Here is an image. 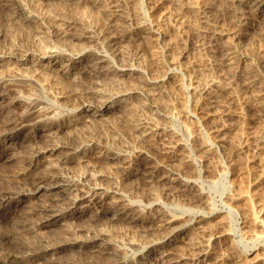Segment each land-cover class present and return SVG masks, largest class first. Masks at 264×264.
<instances>
[{"label": "rangeland", "instance_id": "374dc122", "mask_svg": "<svg viewBox=\"0 0 264 264\" xmlns=\"http://www.w3.org/2000/svg\"><path fill=\"white\" fill-rule=\"evenodd\" d=\"M26 1H28L30 4L32 3L31 7L32 6L34 7L35 5H37V7L36 6L34 8L32 7L35 11L38 10V13H39V16L37 15V19H35L36 21H34V22L25 20V18L23 16L26 14V12L30 8V4L27 2L28 4L26 5ZM76 1L77 0H31V2H30V0H18V1L10 0V1H8L9 2V5H8L7 1L0 0V23H1L0 24V55H1L0 56L1 57L0 58V93H2V95L4 97H7V98L12 97L13 94L14 95L18 94L20 96L24 95V96H26V98L24 96H23V98L26 100L28 99L29 100V101L27 100L28 102H32L35 99L34 101H36L37 103H39L43 106L45 105L46 107L48 106V108L53 109V112L58 117L55 120L56 121L55 122V125H56L55 128L54 129L52 128L48 131H47V129H45L43 127L42 124L41 125L40 124L34 125V128H35V126L36 127L39 126V127H41V129L39 127L32 129L33 128V126H32V127H30L31 130L29 128L28 129L23 128L21 130H18L17 131L18 133L17 132L15 133L16 136H13L10 140V143H12V144H10V145L5 144L3 146V150L0 151V173L1 172L4 174L6 173V176L4 174H0V179L2 178L0 180V184L2 185V186L0 185L1 186L0 187L1 188L0 189V198L1 197L6 198V201H4V202L0 200V204L2 205V206H0V214H1L0 215V222L2 223V224L0 223V225H2V226H0L1 227L0 228V243L6 244V245H4L7 248L5 250V252L10 253L12 256H14L16 258L19 257L18 259L13 260L9 264H11V263L12 264H28L27 262L23 261L24 262L23 263L22 261L19 260V259H21L20 258L21 256H19V255L20 254L22 255V251H25L26 249L32 250L34 253H36V256H37L43 252L42 249H44V247H45L44 245H46V246L51 245L52 247H54L57 243L60 244L61 242H64L67 238L72 237V235H73L72 238L78 237L79 239H85L87 237H94V236H96L97 233L99 234L101 232H102L101 234H104L105 237H107L106 239L108 242L113 243V245L116 243L114 246L117 248L120 247L119 251L122 253V254L120 253V255H121L120 259L122 262L121 264H123V262H124V264H128V263H130V264H141L140 263L141 261L139 262V258H140L139 256L141 255L142 252L144 253V251H145L144 248L141 249V245L144 243V241L146 239H147L146 241L150 240L153 236H155V237H153V240H156L157 237L159 238L162 236V235H160L162 232L164 234V233L170 231L169 230L170 228H160V229L154 228L153 224L151 225V223H147V222L146 223L140 222L141 224L139 222L138 223H129L126 220L123 221V220H118V219H117L118 220V222H117V220L114 221L111 218H103L101 220H95V222H93V220L90 217V213H91L92 209L88 208V207H86V208L81 207L82 210H80L81 208H79L78 211L75 212V214L73 216H70V218L68 217L69 219L65 218L67 222L64 219L63 222L61 221L59 223L52 224L53 226L52 225L46 226L45 228L44 227H37L36 223H38V221L40 219L39 218L40 214L36 211L37 204L44 201L46 199V197L39 196L38 198L34 197V198H30L29 200H25L24 197L18 195L17 193L26 194V193L30 192L32 190L35 182H36V180H35L36 176L37 177L42 176L41 174L45 173V171H50L51 169L53 171V172L51 171V174H53L54 176H56L60 180L63 179L62 181H64L65 184L69 183L68 185L70 187H81L84 190H89L94 185H97V186L100 185V187L104 186L103 188L107 187L108 189L113 190V191L122 190V191H119V193L125 196V197L123 196L124 199L126 198L125 201L129 202V199H130L129 203L134 202V203H132V205L134 204L133 206H135V208L137 207L138 210H140V209H144V210L148 209L149 210L151 208L152 209H159V208L162 209L163 208L162 210L163 211L165 210L166 213L168 214V216H175V218H178L177 221L174 223L176 225V227H179L180 223L182 225L185 220H191L188 228L186 227V229H183L181 231L176 232V234L179 235V237H178L179 242L177 241L175 244H178V246L173 244L172 246H174V247L171 246L170 248H173V249H171V252L174 251L173 252L174 254H175L176 250L180 251L181 253H179V252L178 253L180 255L184 254L183 255L184 258L187 257L188 255H189V257L193 258L194 255L196 253H198L197 251L200 250L203 246H204L203 248H207L208 249L207 254L209 256L206 254V259L200 260V262L193 261V264L194 263L195 264H201V263L205 264V262H206V264L207 263L212 264V261L217 262L219 264H227V263L228 264H236V263L239 264L241 262H242L241 264H252L253 262H254L253 264H264V215L260 211L261 208H263V211H264V146H263L264 143L262 145L263 147H261V145H260V148L262 150L259 147L257 148L255 146V140L264 139V109H263V112L261 111L259 113L255 109L257 107L256 105L258 104L259 100L261 101V99H260L261 97H259V96H261V94L264 93V10H263V12L262 11H254V10H252L250 12L249 10H247L246 7L240 6L237 0H223V2H222V0H211V1L210 0L209 1H206V0L205 1L204 0H177V1L176 0H133V1L132 0H100L99 1L100 4L102 3L101 7H102V5H104L105 7L104 6L103 7L105 9H103V7L97 8V7L91 6L88 3H86V4H83V2L78 3ZM73 2H75V3H73ZM110 2H112V3L114 2V3L110 4ZM233 2H234V4H233ZM33 3H34V5H33ZM54 3H55V5H54ZM105 3H107V4H105ZM231 3L233 5H231ZM80 4H83V6ZM208 4L210 5L209 7H208ZM113 5H114L115 9L113 8ZM117 5H118V7H117ZM137 5H138V7H137ZM220 5H221V7H220ZM26 6L28 7V9L26 8ZM55 6H57V7H55ZM131 6H133V7H131ZM135 6L138 9H136ZM32 8H30L31 11L29 10L30 12L28 11L27 13L30 14L32 12ZM44 8L47 10L45 11ZM59 9H60V12H59ZM82 9H83V11L85 10L84 13L85 12H87V13H85V14L82 13L83 12ZM111 9L112 10L114 9L113 10L114 12ZM253 9H255V8H253ZM48 10H49V12H48ZM105 10L106 11L108 10V11L106 12ZM109 10H110V13H109ZM55 11L59 12V13L57 15H55L56 14ZM103 11H104V14H103ZM64 12L67 14V16L65 15ZM70 12H71V14H70ZM76 12L77 13L80 12V15L82 18H84V16H82V14H84L85 18H86V22H88V24H90L89 21L93 23L95 21V19H96L95 17L97 15H98L97 16L98 21L94 22L95 26L93 24H90V26H92V28H90V26H88L87 23H84L85 21H81V20H84L85 18L84 19H81V17L78 18L79 14H74ZM119 12H122V13H120L122 16L119 14ZM123 12L126 13V15H124V17H123V14H124ZM23 13H25V14H23ZM42 13H43V16L41 17ZM45 13H46V15H44ZM60 13L62 14L61 16H59ZM92 13H94V15H96V16L94 17V15H92ZM68 14H69V16H68ZM89 14H90V17H92L93 21H92V19L89 18ZM63 15H65V16L63 17ZM74 15H76V16H74ZM73 16L77 19H75ZM125 16H127L128 18L126 19ZM39 17H41V18H39ZM113 17H115V18L117 17V20L120 18L121 19L118 20L116 23L115 22L116 20ZM63 18H67V20L63 19ZM40 19L42 20V22H40L41 21ZM79 19H80V21H79ZM87 19L88 20L90 19V20L87 21ZM138 20H140V21H138ZM101 21H102V24H101ZM35 22H37V24ZM81 22H83V24H81ZM103 22H105V23H103ZM118 22H119V24H118ZM45 23H47V24H45ZM76 23H77V25H76ZM120 23L121 24L124 23L123 25H126L125 26L126 28L123 25H121ZM73 24H75V25H73ZM140 24H141V26H140ZM143 24H145V26ZM209 24H210V26H209ZM69 25H70V27H69ZM82 25H83V27H82ZM117 25H118V27H116ZM132 25L133 26L135 25L138 28H136V30H135L134 29L135 26L133 27ZM74 26L75 27L78 26L77 29H75ZM100 26L102 27L103 30L101 29ZM84 27L88 28L89 30L84 28ZM122 27L125 29V31ZM128 27L129 28L131 27L132 30L130 28V31H129ZM209 27L210 28L213 27L215 30H218L221 35H219V37H217L216 39H210V36H209L210 34H209V29H208ZM71 28H72V30H71ZM115 28H116V30H115ZM149 28L150 29L157 28L160 37L150 33ZM81 29H83L85 31H83ZM118 29H120V30H118ZM65 30H67V31H65ZM73 30H76V31L78 30L80 33L77 31L78 32V34H77V32H75ZM137 30H138V32L136 33ZM71 31H73V32H71ZM86 31H87V34H90L91 38L93 36L92 39L90 38L92 41L90 39L86 40L85 38L84 39L80 38L79 39L80 42H79L76 37L73 39V37L75 35H81L83 33L86 34ZM54 32H55V34H54ZM102 32H103V34H102ZM221 32H223V34ZM73 33H75V34H73ZM116 33L118 35H116ZM129 33H131V34L129 35ZM143 33H145V35ZM119 34H120V36H119ZM70 35L73 37H71ZM104 35H106V36H104ZM107 36H108V38H106ZM100 37L102 38V41H101ZM104 37L107 39V41H105ZM156 37H157V39H156ZM24 39H26V40H24ZM72 39H73V41H72ZM82 39H83V41H82ZM103 39H104V42H103ZM58 41L59 42L62 41L63 46L61 45V42L59 43ZM70 41L75 42L74 45H76L75 47L77 49H78L79 43L81 44L80 46L87 44V46L90 49H92V51L95 50L93 52L100 53V54L105 56V59L110 58L111 60L109 59L110 61H108V59H107V61L105 60L104 61L105 63L103 62L102 64L96 63V60L94 59L93 55H90L91 57L88 56L86 58V61H85V59H82L79 62H77L78 64H76V63L72 64L71 65L72 68H70L68 73H66V74H61V73L59 74L58 72L57 73H51V74H49V76H50L49 79L47 78V80H45L46 77H48V75H47L46 77H44V79H42V80L40 79L41 81L39 79H38L39 81L35 80L33 77H31L30 75L32 72L30 69L27 68L28 65L26 66L25 62H22V60H20L22 57H24V55H27V54L30 55L31 58H35V56H38L41 51L42 52L48 51L49 47H50L49 51H51L52 54L54 53L55 55L62 54L63 51L65 53H70L69 52L71 50L70 46L72 45L74 47L73 43L72 42L70 43ZM94 41H96V42H94ZM101 43H103V44H101ZM57 44H59V46ZM43 45L45 46L44 47L45 49L47 48L46 50L43 48ZM37 46H38V49H37ZM73 47H72V50H73ZM75 47H74V49H76ZM225 47L227 49H225ZM223 48L225 49V51ZM220 49H222L223 51ZM227 50H228V52H232L233 55L235 54L234 55V58H235L234 61L237 59L239 60V61L237 60V62L233 61L232 64H234V66L230 67V69H228L229 67H224V66H226L225 65L226 64L225 58H226ZM59 51H61V53ZM224 52H225V54H224ZM20 55H21V57H20ZM235 56H237V57H235ZM87 59H88L89 63H88ZM48 60H50V58L45 59L44 62H47ZM93 62H95V63H93ZM81 63H84V65L86 67ZM81 65H83V67ZM99 65H101V66H99ZM92 66H93V68H92ZM128 66L130 68H128ZM25 67L27 70L24 69ZM109 67H110V69L113 68V70H110ZM234 67H235V69H234ZM84 68L85 69L87 68V69L85 70ZM88 68H90V70ZM121 68H126V69L127 68L128 69H135L136 68L135 70L140 69L141 72H139L140 71L139 70V71H137L138 75L136 73H132V74H127V75L125 74L126 75L125 76L124 74L121 75V74H118V72H116L117 71L116 69H121ZM93 69L95 70V72ZM226 69H228L229 72ZM74 70H76V71L74 72ZM233 70H235L237 73ZM23 71H24V75L26 73L25 76L22 74ZM230 71H233V73ZM27 72H28V74H27ZM243 72H244L243 76L245 77L247 75L245 78H248L250 80L252 79V81L255 82V86L246 88V87H242L240 85L239 80H240V78H242V76L236 78L235 75H233V74L242 75ZM7 73H9V74H7ZM230 73H232V74H230ZM14 74H16V76ZM35 74H37V73H35ZM56 74L58 76V79H57ZM13 75L15 78L13 77ZM27 75H29V76H27ZM37 75H39V74H37ZM51 75H54V76H51ZM60 75L67 77V78L62 77V79H63V80H61L62 83L58 82V81H60L59 79L61 78ZM130 75H134V76H130ZM73 76H74V78H73ZM139 77H140V79H139ZM144 77H146V78H144ZM159 77H160V79H162V81L159 82V84H161V85L158 84L154 89V91L156 90V92H153L154 93L153 95L155 97L153 98L152 97L153 95L147 97L145 94V90L144 91L142 90V89H144V88H142L144 86V83L142 80L143 79L153 80V78L155 80V79H159ZM12 78H14V80ZM21 78H22V80H21ZM23 78H25V79L23 80ZM108 78H109V80H108ZM115 78H117V79H115ZM31 79L32 80L34 79V80L32 81ZM93 79H94V81H93ZM25 80L27 82H25ZM48 80H49V84L47 85ZM53 80H55V81H53ZM98 80H100V81H98ZM102 80H103V82H102ZM256 80H258L260 82H258ZM64 81H66V82H64ZM35 83H39V84L35 85ZM100 83L102 84V86ZM138 83H140V84H138ZM178 83H180V84H178ZM201 83L203 85H201ZM210 83H212V84L216 83L215 85H216V87L218 86V88H216L215 86H213ZM55 84H59V86L55 85ZM220 84H222L223 87ZM53 85H55V86H53ZM60 85H62V86H60ZM195 85L198 86V88H199V85L202 86L200 88H203V86H204V88H206V86H207L208 89L207 88L201 89L200 93H198V95H197L196 93H193V91L191 89ZM208 85L211 88L208 87ZM98 86H99V88H98ZM44 87H45V90H44ZM95 87H96V89H95ZM224 87L226 90L224 89ZM52 88H54L56 90H54ZM60 88L62 91L60 90ZM100 88H101V92L99 94L92 92V91H94V89L100 90ZM125 88H129V89H125ZM131 88H132V90H131ZM157 88H158V90H157ZM138 89H141V90L137 91ZM85 90H87V91H85ZM102 90L104 92H102ZM50 91H51V93H50ZM65 91H67V92L64 94ZM73 91H74V93H73ZM140 91L142 92V94ZM15 92H17V93H15ZM57 92H59V93H57ZM60 92H62V93H60ZM207 92H209V93H207ZM217 92H219V93H217ZM10 93H12V95ZM19 93H21L22 95ZM91 93L93 94V96ZM112 93H114V94H112ZM80 94H82V95H80ZM28 95H29V97H27ZM32 95H33V97H32ZM199 95H202L201 97H203V99H200ZM118 96L121 98H119ZM204 96L206 98H204ZM210 96H213V100L215 101L212 104H209L208 100H207V98ZM35 97H37V98H35ZM99 97H101V98H99ZM30 98H31V101H30ZM85 98H87V99H85ZM91 98H93V99H91ZM106 98L107 99L111 98L114 100V101H112V104H111V107H112V109L110 111L111 115H109V114H98L97 117L95 116V117L89 118L88 116L81 114L80 115L81 119L78 116L75 119L73 118L74 119L73 122L70 121V119H72V118L68 117L69 116V113H67L68 110L70 111V109H76L74 107L78 106V104L81 105L83 101H84L83 103H85V102L91 103L92 102V105L94 104L93 106H97V105H99L100 99L104 100ZM77 99H79V100H77ZM139 99H140V101H139ZM203 100H205V101H203ZM158 101H159V103H158ZM1 102H2V100L0 99V105L3 106L4 104ZM62 102H64V103H62ZM97 102H98V104H97ZM56 103H59L60 107ZM71 104H73V105L71 106ZM121 104H122V106H125V107L122 108ZM125 104H127L128 107ZM54 105H55V107H54ZM136 105H137V108L135 107ZM153 105H154V107H153ZM161 105L162 106L164 105V107L162 108ZM68 106L71 108H69ZM129 106H131L132 108ZM17 108H19V107H17ZM12 109L14 111H12V110L11 111L14 114L11 112L9 115L10 117H13L17 112L16 108L12 107ZM132 109L134 111H132ZM60 110L61 111L63 110V111L61 112ZM127 110H129V111L127 112ZM58 111H60L63 114L62 115L63 117L61 116V113ZM118 112H120V113H118ZM125 112H127L126 115L124 114ZM133 112H134V114H133ZM121 114H123V115L121 116ZM127 114H130V115H127ZM66 115H68V116H66ZM124 115L126 116V118ZM82 116H83V118H82ZM100 116L101 117L103 116V117L100 118ZM127 116L128 117L131 116L130 118L132 120L129 119ZM3 117H6V116L3 115L1 118H3ZM67 117H68V120L70 122L67 120ZM105 117L109 118L112 121H110L109 119H107ZM110 117H112V118H110ZM113 117L115 118V120L113 119ZM122 117H124V120L126 122L123 120ZM151 118H152V120H150ZM116 119H117V121H116ZM133 119H135L136 122L137 121H139V123L141 122L140 124H142V125H140L138 122L136 123ZM97 120H100L102 122L97 121ZM128 121H131V123L130 122L128 123ZM110 122H114V123H112L113 126H111L109 124ZM154 122L156 124H154ZM157 122H158V124H157ZM122 123L124 125L126 123H128V124H126L124 126ZM132 123H133L132 127L133 126L136 127L138 125L140 127H142L144 125V123H147L145 125H149V124L153 123L154 125H156L158 127H163L166 129L168 128V135L166 137H160V136L155 135L153 138H150L151 140L150 139L148 140L147 138L142 140V138L139 136V132L141 131L140 130L141 128L138 126V127L133 129L131 127V125H129ZM116 124L118 126L121 124L122 125L117 127ZM135 124H136V126H135ZM97 125H99V126H97ZM164 125L166 127H164ZM63 126H64V128H63ZM69 126H71V127H69ZM123 126L124 127L127 126L129 128H127V127L124 128ZM94 127L96 129H94ZM107 127H109V128H107ZM110 127H111V129H110ZM115 127H116V129H115ZM70 128H72V129H70ZM117 128H118V130L120 128H121V130L124 129V130H122L123 133L126 131L125 132L126 134L124 133L125 137L123 134H121L122 133L121 130H119V132H118ZM66 129L67 130L69 129V130L67 131ZM130 129H132V130H130ZM27 130H28V132H27ZM95 130L97 131V133ZM115 131L117 132V134H115L116 133ZM79 133L81 135H79ZM88 133H90V134H88ZM98 133H99V135H98ZM119 133L121 135H119ZM169 133H171L172 135ZM24 134H26V135H24ZM74 134H75V136H73ZM137 135H138V137H135ZM70 136H71V138H70ZM118 136L121 138H119ZM128 136L135 137L133 139H135L137 142L135 140H134L135 141L134 142L133 139H130L131 137L129 138ZM201 136H203V137L201 138ZM74 137L76 139L77 138H79V139H77V141H76V139H74ZM193 137L194 138L196 137L195 139H197V137L199 139V137H200L199 140H201V139L203 140V138H205L203 141L206 140L205 143L209 144L210 149L207 150V152H206V150L200 151V149H198V147H195V146H197V142L196 141L194 142L195 139ZM220 137L227 139V140H225L224 144L218 141V138H220ZM72 138H73V140H72ZM105 139H107V140H105ZM112 139H113V141H112ZM30 140H31V142H30ZM74 140L76 143L79 142V144L73 143ZM117 140H119V141H117ZM130 140L132 143L130 142ZM141 141H143V142H141ZM149 141H150V143H149ZM24 142H27V143L24 144ZM64 142H65V144H63ZM144 142H146V143H144ZM175 142L178 143V145L172 147L171 145H173ZM226 142H228V143H226ZM54 143L55 144L59 143L58 145H64V146L60 147L58 150L53 152L52 155L51 154L48 155V154L42 152L44 148H45L44 150H46V148H48V146L55 145ZM111 144H114V145L111 146ZM149 144H150V146L152 144V146L150 147ZM69 145L72 146L73 148H71ZM77 145H78V147H77ZM104 145L108 146V147H105ZM6 146H8V147L6 148ZM45 146H47V147H45ZM75 146L77 148H75ZM148 146H149V148H148ZM142 147L144 148V153L146 155L147 154L150 155V158L153 161V163H156L159 165V169H158L159 171L156 172V174L154 175V177L152 179L145 178L143 175L141 176V173L138 172L139 170H137V163L139 162L141 157L144 155V153L142 156L139 155V151L142 149ZM207 147H208V145H207ZM101 148H102V150H101ZM111 148L115 149L116 151L115 152L111 151L112 150ZM173 148L175 150L177 149L176 151H178V152L175 151V153H174ZM238 148H240V150H236ZM29 149H30V151H28ZM40 149H42V150H40ZM77 149H78V152H75V150H77ZM80 149L81 150L83 149V151L81 152ZM105 149H107V150H105ZM26 150H27L28 155L26 153L24 154V152ZM121 150L125 154H122ZM67 151H69V152H67ZM136 151H138V152H136ZM32 152H36V154L35 153L33 154ZM40 152H41V155H40ZM83 152H85V153H83ZM101 152H103V153H101ZM112 152L114 154L116 153L119 155L116 159H113L114 162L108 158V157L113 156ZM182 152H183V154H182ZM126 154H128V155H126ZM172 154H174V155H172ZM181 154H182V156H181ZM7 155H9V156H7ZM21 155H24V156H21ZM87 155H89V156H87ZM105 155H106V157H105ZM177 155H178V157H177ZM44 156H47V158L46 157L44 158ZM93 156H94V158H93ZM101 156L103 159L101 158ZM139 156H140V158H139ZM173 156L177 157V158H174ZM22 157H24V158H22ZM54 157H56V158H54ZM57 157H59V158L57 159ZM182 157L183 158L186 157V161H184L185 159H183ZM78 158H80V159H78ZM122 158H123V161H122ZM5 159L6 160L8 159L9 163L4 162ZM47 159L51 162V168H49V169L45 168V167H47L46 166L47 162H48ZM54 159H55V161H54ZM14 160H18L19 162L18 161L14 162ZM77 160H79V161H77ZM126 160H128V161H126ZM137 160H138V162H137ZM30 161H31V163H30ZM44 161H45V164L43 163ZM117 161H118V165H117ZM187 161H189V162L186 165ZM1 162L5 163V165L7 163L8 166L11 163L10 164L11 167L10 166L7 167V165L5 166L4 164H1ZM25 162L26 163L29 162L30 164H28V163L26 164ZM124 162L126 164H124ZM16 163L17 164L19 163L18 166ZM20 163H22L21 164L22 166L20 165ZM89 163H91V164H89ZM61 164H63V165H61ZM86 164H88V165H86ZM120 164H121V166H120ZM160 164H162V165H160ZM190 164H192V165H190ZM53 165H54V167H53ZM55 165H57V166L60 165V166L57 167ZM91 165H93V166L91 167ZM133 165L136 167H134ZM180 165H182V166H180ZM129 166H130V168H129ZM131 166H132V168H131ZM20 167H22V169H24L25 173L23 175H20V177H17V175L15 174L16 173L15 170L18 171L17 169H19ZM23 167H25V168H23ZM87 167H89V168L87 169ZM117 167L119 169H117ZM176 167H178V168H176ZM179 167H181V168H179ZM2 168H3V170H1ZM169 168L170 169L172 168L171 171L173 169H175L174 172H177L180 175V176L178 175L180 178L190 177L193 180V189L202 193L203 198H205V200H207V201L205 203L195 202L194 199L189 197L190 196V194H188L189 192H187V190H185V189H183V191H182V187L176 181L175 182L172 181L169 183L167 180H162V182H161V178L164 177V176H161V174L165 172L164 175H166L168 170H170ZM42 169L44 170V172H42L43 171ZM134 169L137 171L135 172ZM161 169H163V170H161ZM181 169H182V171H181ZM183 169H185V170H183ZM207 169H209V170H207ZM56 170H57V172H56ZM58 170H59V172H58ZM132 171H133V173H132ZM180 171H181V173H180ZM193 171H194V173H193ZM38 173L40 174L39 176L37 175ZM54 173H56L57 175ZM107 173L109 174V176L107 175ZM135 174H136V176H135ZM2 175L7 177V178H4ZM11 175L16 176L17 178L13 177ZM89 175H90V177H89ZM9 176L11 178H9ZM137 176L142 177V178H138ZM156 177L157 178L160 177V178H158L159 182L156 180ZM6 179H8V180L10 179L11 181L10 180L7 181ZM107 179L110 180V183L107 182L108 181ZM135 179H136V181H135ZM144 180H145V182H144ZM148 180H149V182H151V181H153V182L149 183ZM165 181H167V182H165ZM5 182H7V183L5 184ZM160 182L162 184H159ZM111 183H113L112 185H114L115 183L116 184L113 187L111 185ZM10 184H12V185H10ZM150 184H151V186H149ZM154 184H155V186H153ZM156 184H158L157 186H159L160 189L156 186ZM170 184L171 185L173 184L174 186L173 185L171 186ZM147 185L151 188H149ZM10 186H11V188H10ZM110 186L113 189H111ZM124 186H125L126 190L125 189L123 190ZM154 187H156V188H154ZM155 190H156V193H154ZM11 191H13V192H11ZM152 193H153V195L151 196ZM157 193H158V197L156 196ZM153 204H155V205H153ZM158 204L160 207L158 206ZM27 205H28V207H27ZM30 206H31V208H33V207L34 208L31 209V208H29ZM27 209H29L30 211ZM35 211L37 212L38 215L35 213ZM32 212H33V214H31ZM82 212H84V213H82ZM23 214H25L27 216V219L23 218V216H22ZM28 215L32 216L33 219H32V217H30ZM200 215L208 217L206 219V221H203L204 224L203 223L199 224L202 226L208 224V226L207 225L204 226L205 228L203 227V230H202V228H199L201 231L196 227L197 223L192 222V221L196 220V218H199ZM29 217H30L31 221H30V219H28ZM15 218H16V220H15ZM36 218L38 219V221H36L37 220ZM84 218L86 219V221H88L87 223L85 222ZM8 219H10L11 222ZM23 219L25 220V222ZM33 220L36 222H34ZM68 220H70V221H68ZM13 221L16 222V225H17V226H15L16 229L14 227L10 226ZM254 221H256V223H254ZM64 222L66 223V225H64L65 224ZM24 224H29L31 228L28 225V227H29L28 229H30V230H27V227L25 228ZM83 224H84V227H83ZM118 224H120V225H118ZM9 226L14 228L13 229L14 231ZM22 226H24V228ZM32 226L34 229L32 228ZM60 226L63 228H61ZM68 226H70V228ZM88 226L91 227V230H90V228L87 229ZM192 226H194V227H192ZM3 227H6V228H3ZM17 227H19V229ZM58 227H60V228H58ZM101 227H102V229L103 228L104 229L101 230ZM8 228H10V230ZM1 229H3V230H1ZM36 229H37L38 233L34 232V231H36ZM24 230H26V231H24ZM60 230H62V232H60ZM72 230H74V231H72ZM92 230L94 232L97 230L96 231L97 233L95 232L96 233L95 234ZM98 230H100V231H98ZM188 230H190V231H188ZM68 231L75 232L76 235L74 233L72 234V232H68ZM103 231L104 232L106 231L107 233L106 232L104 233ZM15 232H17V233H15ZM28 232H29V234H28ZM32 232H34V233H32ZM45 232L47 233V235L45 234ZM188 232H190V233H188ZM200 232H202V233H200ZM210 232H211V234H214V232H215V235H217L218 233L221 232L222 236H220L218 238H214V236H212V239L209 240L210 235H211ZM18 233H20V235ZM39 233H41L44 236V239H42L43 236L40 235ZM55 233H56V235H55ZM63 233H64V235H63ZM108 233H110L111 235ZM121 233L124 235H122ZM142 233H143V235H142ZM156 233L158 234V236ZM193 233L194 234L196 233V234L194 235ZM224 233H228V234H224ZM30 234H31V236H30ZM36 234H39V235L37 236ZM83 234H85V235H83ZM86 234H88L89 236H87ZM90 234L94 235V236H91ZM131 234H133V236L136 235L137 238L135 236H134L135 238L130 237V236H132ZM189 234L190 235L192 234L193 236H196V237L191 238ZM57 235H58V237H57ZM67 235L68 236L70 235V237H67ZM79 235H82V236H79ZM114 235H116V236H114ZM118 235H120V238L122 240H120ZM138 235L140 236V238L138 237ZM149 235H151V236H149ZM187 235L189 237H187ZM64 236L66 239L64 238ZM124 236H126V237H124ZM29 237H31L30 241L28 240ZM60 237H62V241H61ZM33 238L35 240H33ZM37 238H39V239H37ZM52 238L53 239L55 238L58 240L60 239V240L58 241V240L54 239V241H55L54 242ZM111 238H113V239H111ZM123 238H124V240H123ZM129 239H131V242H129L130 241ZM136 239H138L139 242ZM26 240H28V242H27L28 244L26 243ZM42 240H44V241H42ZM115 240H117L119 243L114 242ZM17 241L18 242L20 241V242L18 243ZM49 241L52 243H50ZM53 242L56 244L54 245ZM121 242H122V244H120ZM140 242L141 243L143 242V243L141 244ZM127 243H129V244H127ZM134 243L136 244V247H135ZM137 243H138V245H137ZM31 244L33 246H31ZM193 244H194V246H193ZM188 245H190V246H188ZM198 245H199V249H198ZM132 246H134V247L132 248ZM175 246H177V248ZM122 247H124V249H126V250H124ZM33 248H36V249H33ZM19 250H21V251L19 252ZM72 250L74 253L73 257H72V255H73ZM8 251H10V252H8ZM61 252H64V253H61ZM69 252H71L72 254ZM18 253H19V255H18ZM178 253L176 252V254H178ZM69 254H70V256H69ZM191 254L193 256H191ZM52 255L53 256L46 254L44 256L45 261L40 260L41 262H39V260H37V261H35L33 263H29V264H44V262H46V264H50V263L57 262V260H58V263L61 262V264H69V263L70 264H75V263L76 264H81V263L85 264L90 259L88 257L86 259V254H84L80 250L74 249V248L69 247V246H64V247L62 246L61 248L57 249V251ZM58 257H60V259ZM76 257L77 258L81 257V258L80 259L78 258V260H76L77 259ZM83 257H85V259H82ZM189 257H188L189 261L186 263L192 264L190 261L191 258L189 259ZM207 257H209V258H207ZM62 258H63V260H62ZM49 259H50V261H49ZM59 260H61V261H59ZM217 260H219V262ZM77 261H79V262L81 261V262L78 263ZM202 261L203 262L205 261V262L203 263ZM256 261H257V263H256ZM222 262H224V263H222ZM0 264H7V263H3L0 261Z\"/></svg>", "mask_w": 264, "mask_h": 264}, {"label": "bare ground", "instance_id": "6f19581e", "mask_svg": "<svg viewBox=\"0 0 264 264\" xmlns=\"http://www.w3.org/2000/svg\"><path fill=\"white\" fill-rule=\"evenodd\" d=\"M4 1H7V3H8V5H9V2L8 1H10V0H4ZM16 1H18V0H16ZM100 0H77L76 2H83V4H86V3H88L89 5H91V6H94V7H97V8H100L101 7V4H100V2H99ZM133 1V0H132ZM177 1V0H176ZM205 1V0H204ZM206 1H209V0H206ZM211 1V0H210ZM238 1V3H239V5L240 6H244V7H246L247 8V10H249L250 12L252 11V10H254V11H262L263 12V10H264V0H237ZM25 2V1H24ZM28 1H26V5L29 3H27ZM30 2H31V0H30ZM48 2V1H47ZM50 2V1H49ZM56 2V1H55ZM69 2V1H68ZM136 2V1H135ZM222 2H223V0H222ZM235 2V1H234ZM234 2H233V4H234ZM19 3V2H18ZM71 3V2H70ZM73 3H75V2H73ZM112 2H110V4H111ZM114 3V2H113ZM112 3V4H113ZM217 3V2H216ZM221 3V2H220ZM5 4V3H4ZM30 4V3H29ZM32 4V3H31ZM31 4H30V8H32L31 7ZM83 4H80V5H82L83 6ZM105 4H107V3H105ZM116 4V3H115ZM218 4V3H217ZM222 4V3H221ZM227 4V3H226ZM232 3H231V5H233ZM33 5H34V3H33ZM54 5H55V3H54ZM67 5V4H66ZM73 5V4H72ZM136 5V4H135ZM20 6V5H19ZM36 7H37V5H35ZM34 6V7H35ZM52 6V5H51ZM63 6V5H62ZM75 6V5H74ZM85 6V5H84ZM104 5H102V7H103ZM116 6V5H115ZM210 5L208 4V7H209ZM225 6V5H224ZM236 6V5H235ZM13 7V6H12ZM33 7V8H34ZM55 7H57V6H55ZM78 7V6H77ZM89 7V6H88ZM101 7V8H102ZM105 7V6H104ZM103 7V9H105ZM108 7V6H107ZM106 7V8H107ZM117 7H118V5H117ZM131 7H133V6H131ZM136 7V6H135ZM137 7H138V5H137ZM136 7V9H138ZM204 7V6H203ZM220 7H221V5H220ZM227 7V6H226ZM234 7V6H233ZM232 7V8H233ZM20 8V7H19ZM24 8V7H23ZM26 8L28 9V7L26 6ZM29 8V10L31 11V9ZM32 8V12L29 14V13H27L26 12V14L25 13H23V14H25V15H23L24 16V18H25V20H27V21H36L35 19H37V15L39 16V13H38V10H34ZM85 8V7H84ZM111 8V7H110ZM109 8V9H110ZM113 8H114V5H113ZM121 8V7H120ZM191 8V7H190ZM231 8V7H230ZM235 8V7H234ZM253 8H255V9H253ZM13 9V8H12ZM77 9V8H76ZM86 9V8H85ZM88 9V8H87ZM115 9V8H114ZM113 9V10H114ZM204 9V8H203ZM41 10V9H40ZM44 10L46 11L47 9H45L44 8ZM52 10V9H51ZM57 10V9H56ZM69 10V9H68ZM72 10V9H71ZM75 10V9H74ZM89 10V9H88ZM98 10V9H97ZM102 10V9H101ZM112 10V9H111ZM112 10V11H113ZM125 10V9H124ZM9 11V10H8ZM23 11V10H22ZM21 11V12H22ZM29 11V12H30ZM54 11V10H53ZM82 11H83V9H82ZM85 11V10H84ZM84 11L82 12V13H84ZM87 11V10H86ZM106 11V10H105ZM108 11V10H107ZM106 11V12H107ZM140 11V10H139ZM12 12V11H11ZM24 12V11H23ZM48 12H49V10H48ZM52 12V11H51ZM56 12V11H55ZM59 12H60V9H59ZM59 12H56V14L55 15H57ZM81 12V11H80ZM80 12L79 13H74V14H79V16H78V18L79 17H81V15H80ZM92 12V11H91ZM102 12V11H101ZM114 12V11H113ZM116 12V11H115ZM193 12V11H192ZM228 12V11H227ZM65 13V12H64ZM63 13V14H64ZM68 13V12H67ZM85 13H87V12H85ZM84 13V14H85ZM109 13H110V10H109ZM120 13H122V12H119V14ZM124 13V12H123ZM196 13V12H195ZM49 14V13H48ZM47 14V15H48ZM70 14H71V12H70ZM84 14H82V16H84V18H85V15ZM102 14V13H101ZM103 14H104V11H103ZM114 14V13H113ZM112 14V15H113ZM12 15V14H11ZM41 15V14H40ZM44 15H46V13L44 14ZM62 14L60 13V15L59 16H61ZM65 15L67 16V14L65 13ZM65 15H63V17L65 16ZM92 15H94V13H92ZM91 15V16H92ZM116 15V14H115ZM121 15V14H120ZM124 15H126V13H124L123 14V17H124ZM43 16V13H42V15H41V17ZM68 16H69V14H68ZM74 16H76V15H74ZM73 16V17H74ZM96 15H94V17H95ZM98 16V15H97ZM97 16L95 17L96 19H97ZM105 16V15H104ZM122 16V15H121ZM136 16V15H135ZM143 16V15H142ZM228 16V15H227ZM41 17H39V18H41ZM72 17V18H73ZM120 17V16H119ZM126 17V19L128 18L127 16H125ZM17 18V17H16ZM22 18V17H21ZM38 18V19H39ZM53 18V17H52ZM75 18V17H74ZM84 18H82L81 17V19H84ZM88 18V17H87ZM89 18L90 19H92V17H90V14H89ZM94 18V19H95ZM111 18V17H110ZM113 18H115V17H113ZM43 19V18H42ZM63 19H66L67 20V18H63ZM75 19H77V18H75ZM89 19V20H90ZM95 19V21L97 22L98 21V19L96 20ZM101 19V18H100ZM121 19V18H120ZM120 19H118V20H120ZM141 19V18H140ZM143 19V18H142ZM232 19V18H231ZM41 20V19H40ZM71 20V19H70ZM88 19H87V21H89ZM105 20V19H104ZM111 20V19H110ZM115 22L117 23V17L115 18ZM123 20V19H122ZM22 21V20H21ZM38 21V20H37ZM45 21V20H44ZM53 21V20H52ZM72 21V20H71ZM76 21V20H75ZM79 21H80V19H79ZM81 21H85L84 23H87L88 24V22H86V18L84 19V20H81ZM92 21H93V19H92ZM94 21V22H95ZM137 21V20H136ZM138 21H140V20H138ZM24 22V21H23ZM40 22H42V20L40 21ZM46 22V21H45ZM50 22V21H49ZM67 22V21H66ZM94 22L92 23V22H90L89 21V23L90 24H93L94 25ZM112 22V21H111ZM114 22V23H115ZM123 22V21H122ZM125 22V21H124ZM17 23V22H16ZM19 23V22H18ZM36 24H37V22H35ZM51 23V22H50ZM49 23V24H50ZM53 23V22H52ZM60 23V22H59ZM63 23V22H62ZM73 23V22H72ZM71 23V24H72ZM103 23H105V22H103ZM108 23V22H107ZM115 23V24H116ZM1 24V23H0ZM34 24V23H33ZM45 24H47V23H45ZM79 24V23H78ZM81 24H83V22H81ZM90 24H88V26H90ZM97 24V23H96ZM101 24H102V21H101ZM118 24H119V22H118ZM121 24V23H120ZM124 23H122L121 25H123ZM138 24V23H137ZM58 25V24H57ZM73 25H75V24H73ZM76 25H77V23H76ZM120 25V26H121ZM144 26H145V24H143ZM45 26V25H44ZM48 26V25H47ZM51 26V25H50ZM54 26V25H53ZM79 26V25H78ZM78 26H74L75 27V29H77V27ZM81 26V25H80ZM95 26V25H94ZM93 26V27H94ZM124 27L126 26V25H123ZM128 26V25H127ZM131 26V25H130ZM133 26V25H132ZM135 26V25H134ZM133 26V27H134ZM140 26H141V24H140ZM143 26V27H144ZM192 26V25H191ZM209 26H210V24H209ZM35 27V26H34ZM69 27H70V25H69ZM73 27V28H74ZM82 27H83V25H82ZM101 27V26H100ZM116 27H118V25L116 26ZM147 27V26H146ZM36 28V27H35ZM40 28V27H39ZM49 28V27H48ZM51 28V27H50ZM53 28V27H52ZM59 28V27H58ZM61 28V27H60ZM81 28V27H80ZM84 28H86V27H84ZM90 28H92V26H90ZM121 28V27H120ZM123 28V27H122ZM126 28V27H125ZM129 28V27H128ZM131 28V27H130ZM130 28H129V31H130ZM136 28H138V27H136L135 26V30H136ZM22 29V28H21ZM86 29H88V28H86ZM101 29H102V27H101ZM100 29V30H101ZM113 29V28H112ZM124 29V28H123ZM148 29V28H147ZM209 29V36H210V39H216L217 37H219V35H221L220 33H219V31L218 30H215L213 27L212 28H208ZM18 30V29H17ZM49 30V29H48ZM71 30H72V28H71ZM81 30H83V29H81ZM89 30V29H88ZM93 30V29H92ZM98 30V29H97ZM103 30V29H102ZM115 30H116V28H115ZM118 30H120V29H118ZM127 30V29H126ZM131 30H132V28H131ZM146 30V29H145ZM20 31V30H19ZM50 31V30H49ZM65 31H67V30H65ZM73 31H75V32H77L76 30H73ZM73 31H71V32H73ZM83 31H85V30H83ZM124 31H125V29H124ZM128 31V30H127ZM128 31V32H129ZM149 31H150V33H152V34H154V35H156V36H159V33H158V30H157V28H154V29H150L149 28ZM17 32V31H16ZM24 32V31H23ZM47 32V31H46ZM79 32V31H78ZM78 32H77V34H78ZM82 32V31H81ZM98 32V31H97ZM116 32V31H115ZM122 32V31H121ZM138 32V30L136 31V33ZM141 32V31H140ZM147 32V31H146ZM20 33V32H19ZM22 33V32H21ZM60 33V32H59ZM66 33V32H65ZM68 33V32H67ZM80 33V32H79ZM90 33V32H89ZM100 33V32H99ZM222 34H223V32H221ZM17 34V33H16ZM54 34H55V32H54ZM73 34H75V33H73ZM72 34V35H73ZM102 34H103V32H102ZM121 34V33H120ZM120 34H119V36H120ZM131 33H129V35H130ZM144 35H145V33H143ZM147 34V33H146ZM161 34V33H160ZM23 35V34H22ZM59 35V34H58ZM64 35V34H63ZM116 35H118L117 33H116ZM123 35V34H122ZM138 35V34H137ZM149 35V34H148ZM17 36V35H16ZM26 36V35H25ZM61 36V35H60ZM59 36V37H60ZM71 36V35H70ZM95 36V35H94ZM99 36V35H98ZM97 36V37H98ZM104 36H106V35H104ZM141 36V35H140ZM71 37H73V36H71ZM77 38L78 39V41H79V39L80 38H85L86 40H88V39H90L91 37H90V34H87V31H86V34L85 33H83V34H81V35H75L74 37H73V39L74 38ZM96 37V36H95ZM94 37V38H95ZM102 37V36H101ZM100 37V39H101V41H102V38ZM131 37V36H130ZM136 37V36H135ZM160 37V36H159ZM158 37V38H159ZM25 38V37H24ZM27 38V37H26ZM44 38V37H43ZM92 38H93V36H92ZM91 38V39H92ZM105 38V37H104ZM106 38H108V36L106 37ZM105 38V41H107V39ZM120 38V37H119ZM126 38V37H125ZM124 38V39H125ZM138 38V37H137ZM73 39H72V41H73ZM83 39H82V41H83ZM90 39V40H91ZM156 39H157V37H156ZM24 40H26V39H24ZM40 40V39H39ZM59 40V39H58ZM65 40V39H64ZM70 40V39H69ZM76 40V39H75ZM74 40V41H75ZM97 40V39H96ZM13 41V40H12ZM15 41V40H14ZM57 41V40H56ZM72 41H70V43L72 42ZM92 41V40H91ZM99 41V40H98ZM37 42V41H36ZM59 42V41H58ZM57 42V43H58ZM61 42V45L63 44L62 43V41H60ZM59 42V43H60ZM77 42V41H76ZM80 42V41H79ZM86 42V41H85ZM94 42H96V41H94ZM103 42H104V39H103ZM27 43V42H26ZM38 43V42H37ZM40 43V42H39ZM44 43V42H43ZM42 43V44H43ZM73 43V45H74V43L75 42H72ZM89 43V42H88ZM98 43V42H97ZM110 43V42H109ZM46 44V43H45ZM77 44V43H76ZM83 44V43H82ZM101 44H103V43H101ZM106 44V43H105ZM108 44V43H107ZM39 45V44H38ZM58 46H59V44H57ZM79 46L81 45L80 43L78 44ZM90 45V44H89ZM94 45V44H93ZM63 46V45H62ZM70 46V45H69ZM76 45H74V47H75ZM78 46V49L76 48V49H74V47L71 45L70 47H71V50L69 51L70 53H65L64 51H63V53L62 54H58V55H55L54 53L52 54V52L51 51H49V48H48V51H44V52H40V54L38 55V56H35V58H31L30 57V55H24V57H22L20 60H22V62H25V64H26V66H27V68L28 69H30L31 70V77H33L35 80H42V79H44V77H46L47 75H48V77H46V79L45 80H47V78L49 79V74H51V73H61V74H66V73H68L69 72V70H70V68H72L71 67V65L72 64H78L77 62H79L80 60H82V59H85V61H86V58L88 57V56H90V55H93V57H94V59L96 60V63H103L105 60L107 61V59L108 58H106L105 59V56L104 55H102V54H100V53H96V52H93V51H95V50H93L92 51V49H90L88 46H87V44H84V45H82V46H80L79 47ZM109 46V45H108ZM223 46V45H222ZM40 47V46H39ZM45 46L43 45V48H44ZM61 47V46H60ZM72 47H73V50H72ZM37 49H38V46H37ZM45 49V48H44ZM43 49V50H44ZM47 49V48H46ZM45 49V50H46ZM224 49V48H223ZM225 49H227L226 47H225ZM225 49H224V51H225ZM41 50V49H40ZM51 50V49H50ZM220 50H222V49H220ZM29 51V50H28ZM27 51V52H28ZM62 51V50H61ZM61 51H59L60 53H61ZM223 51V50H222ZM19 53V52H18ZM57 53V52H56ZM221 53V52H220ZM223 53V52H222ZM227 54H226V58H225V60H226V66H224V67H229L228 69H230V67H232V66H234V64H232V62L234 61V55L232 54V52H228V50H227V52H226ZM224 54H225V52H224ZM106 55V54H105ZM1 56V55H0ZM3 56V55H2ZM107 56V55H106ZM20 57H21V55H20ZM31 59H30V58ZM91 57V56H90ZM108 57V56H107ZM235 57H237V56H235ZM1 58V57H0ZM50 58V60H48L47 62H44V60L45 59H49ZM224 58V57H223ZM93 59V60H94ZM110 59V58H109ZM108 59V61H110ZM237 59V58H236ZM2 60V59H1ZM224 60V59H223ZM238 60V59H237ZM237 60H235L234 62H237ZM84 61V62H85ZM87 61H88V59H87ZM239 61V60H238ZM91 62V61H90ZM88 63H89V61H88ZM93 63H95V62H93ZM92 63V64H93ZM105 63V62H104ZM81 64H83L84 65V63H81ZM87 64V63H86ZM91 64V63H90ZM89 64V65H90ZM83 65H81L82 67H83ZM88 65V64H87ZM105 65V64H104ZM103 65V66H104ZM236 65V64H235ZM85 66V65H84ZM99 66H101V65H99ZM86 67V66H85ZM97 67V66H96ZM113 67V66H112ZM236 67V66H235ZM235 67H234V69H235ZM92 68H93V66H92ZM116 68V67H115ZM118 68V67H117ZM128 68H130L129 66H128ZM126 69V68H121V69H116L117 71L116 72H118V74H132V73H138L137 71H139L140 69H138V70H135V69ZM25 70H27L26 69V67L24 68ZM76 69V68H75ZM85 69V68H84ZM87 69V68H86ZM85 69V70H86ZM89 70H90V68H88ZM102 69V68H101ZM100 69V70H101ZM106 69V68H105ZM109 69H110V67H109ZM144 69V68H143ZM228 69H226V70H228ZM232 69V68H231ZM246 69V68H245ZM94 70V69H93ZM103 70V69H102ZM110 70H113V68L112 69H110ZM29 71V70H28ZM76 70H74V72H75ZM233 71H235V70H233ZM233 71H230V72H232L233 73ZM19 72V71H18ZM94 72H95V70H94ZM99 72V71H98ZM101 72V71H100ZM103 72V71H102ZM109 72V71H108ZM139 72H141V70L139 71ZM228 72H229V70H228ZM227 72V73H228ZM236 72V71H235ZM245 72V71H244ZM244 72L242 73V75H236V74H233V75H235V77L237 78V77H240V76H242V78H240V80H239V83H240V85L242 86V87H246V88H249V87H253V86H255V82L254 81H252V79L250 80V79H248V78H245L244 76H243V74H244ZM29 73V74H30ZM35 73H37V74H39V75H37V74H35ZM72 73V72H71ZM93 73V72H92ZM105 73V72H104ZM115 73V72H114ZM232 73H230V74H232ZM237 73V72H236ZM250 73V72H249ZM248 73V74H249ZM7 74H9V73H7ZM12 74V73H11ZM22 74L24 75V71L22 72ZM27 74H28V72H27ZM74 74V73H73ZM76 74V73H75ZM142 74V73H141ZM15 76H16V74H14ZM14 75H13V77H14ZM19 75V74H18ZM17 75V76H18ZM25 75H26V73H25ZM24 75V76H25ZM55 75V74H54ZM54 75H51V76H54ZM78 75V74H77ZM102 75V74H101ZM115 75V74H114ZM125 75V76H126ZM138 75V74H137ZM2 76V75H1ZM11 76V75H10ZM20 76V75H19ZM27 76H29V75H27ZM56 76H57V74H56ZM61 76V75H60ZM59 76V77H60ZM80 76V75H79ZM78 76V77H79ZM107 76V75H106ZM109 76V75H108ZM116 76V75H115ZM130 76H134V75H130ZM39 77V78H38ZM41 77V78H40ZM62 77H66V76H61V78L59 79L60 81H58V82H61V80H63L62 79ZM76 77V76H75ZM117 77V76H116ZM11 78V77H10ZM15 78V77H14ZM14 78H12L13 80H14ZM53 78V77H52ZM51 78V79H52ZM67 78V77H66ZM73 78H74V76H73ZM88 78V77H87ZM142 78V77H141ZM144 78H146V77H144ZM5 79V78H4ZM19 79V78H18ZM25 78H23V80H24ZM33 79V80H34ZM54 79V78H53ZM57 79H58V76H57ZM98 79V78H97ZM111 79V78H110ZM115 79H117V78H115ZM121 79V78H120ZM139 79H140V77H139ZM9 80V79H8ZM17 80V79H16ZM21 80H22V78H21ZM20 80V81H21ZM32 80V79H31ZM32 80V81H33ZM38 80V81H39ZM40 80V81H41ZM80 80V79H79ZM108 80H109V78H108ZM123 80V79H122ZM121 80V81H122ZM127 80V79H126ZM130 80V79H129ZM255 80V79H254ZM53 81H55V80H53ZM73 81V80H72ZM76 81V80H75ZM93 81H94V79H93ZM98 81H100V80H98ZM113 81V80H112ZM116 81V80H115ZM118 81V80H117ZM128 81V80H127ZM131 81V80H130ZM143 81V83H144V86L142 87V88H144V89H142L143 91L145 90V94H146V96L147 97H149V96H152L154 93L153 92H156V90L154 91V89H155V87L159 84V82L160 81H162V79H160V77H159V79H155L154 80V78H153V80H146V79H143L142 80ZM256 81H258V80H256ZM25 82H27L26 80H25ZM29 82V81H28ZM35 82V81H34ZM47 82V81H46ZM64 82H66V81H64ZM70 82V81H69ZM102 82H103V80H102ZM101 82V83H102ZM215 82V81H214ZM258 82H260V81H258ZM257 82V83H258ZM51 83V82H50ZM55 83V82H54ZM57 83V82H56ZM62 83V82H61ZM60 83V84H61ZM84 83V82H83ZM92 83V82H91ZM100 83V84H101ZM105 83V82H104ZM111 83V82H110ZM113 83V82H112ZM132 83V82H131ZM209 83V82H208ZM207 83V84H208ZM218 83V82H217ZM36 84H39V83H35V85ZM49 84V80H48V82H47V85ZM65 84V83H64ZM138 84H140V83H138ZM178 84H180V83H178ZM199 84V83H198ZM210 84H212V83H210ZM216 83H213L212 85L213 86H215L216 87V85H215ZM3 85V84H2ZM34 85V84H33ZM55 85H58L59 86V84H55ZM55 85H53V86H55ZM66 85V84H65ZM64 85V86H65ZM73 85V84H72ZM90 85V84H89ZM93 85V84H92ZM99 85V84H98ZM119 85V84H118ZM126 85V84H125ZM134 85V84H133ZM159 85H161V84H159ZM197 85V84H196ZM193 86L191 89H192V91H193V93H196L197 95H198V93H200V91H201V89H203L204 88V86H203V88H200V87H202L201 85H203L202 83H201V85H199V88H198V86ZM205 85V84H204ZM211 85V86H212ZM220 85H222V84H220ZM44 86V85H43ZM46 86V85H45ZM60 86H62V85H60ZM71 86V85H70ZM101 86H102V84H101ZM117 86V85H116ZM122 86V85H121ZM136 86V85H135ZM42 87V86H41ZM76 87V86H75ZM81 87V86H80ZM108 87V86H107ZM112 87V86H111ZM134 87V86H133ZM160 87V86H159ZM208 87H210L209 85H208ZM220 87V86H219ZM222 87H223V85H222ZM11 88V87H10ZM62 88V87H61ZM61 88H60V90H61ZM79 88V87H78ZM85 88V87H84ZM90 88V87H89ZM94 88V87H93ZM98 88H99V86H98ZM136 88V87H135ZM141 88V87H140ZM206 88H207V86H206ZM206 88H204V89H206ZM211 88V87H210ZM209 88V89H210ZM214 88V87H213ZM216 88H218V86L216 87ZM221 88V87H220ZM8 89V88H7ZM52 89H54V88H52ZM63 89V88H62ZM69 89V88H68ZM67 89V90H68ZM95 89H96V87H95ZM94 89V91H92V92H94V93H100L101 92V88H100V90H95ZM108 89V88H107ZM125 89H129V88H125ZM208 89V88H207ZM224 89H225V87H224ZM9 90V89H8ZM7 90V91H8ZM11 90V89H10ZM44 90H45V87H44ZM51 90V89H50ZM54 90H56V89H54ZM59 90V89H58ZM64 90V89H63ZM66 90V89H65ZM73 90V89H72ZM131 90H132V88H131ZM135 90V89H134ZM139 90H141V89H138L137 91H139ZM157 90H158V88H157ZM161 90V89H160ZM213 90V89H212ZM217 90V89H216ZM226 90V89H225ZM13 91V90H12ZM62 91V90H61ZM83 91V90H82ZM85 91H87V90H85ZM120 91V90H119ZM162 91V90H161ZM207 91V90H206ZM214 91V90H213ZM10 92V91H9ZM67 91H65L64 92V94L66 93ZM102 92H104L103 90H102ZM123 92V91H122ZM141 92V91H140ZM158 92V91H157ZM160 92V91H159ZM15 93H17V92H15ZM50 93H51V91H50ZM57 93H59V92H57ZM60 93H62V92H60ZM71 93V92H70ZM73 93H74V91H73ZM81 93V92H80ZM134 93V92H133ZM139 93V92H138ZM207 93H209V92H207ZM211 93V92H210ZM217 93H219V92H217ZM4 94V93H3ZM11 95H12V93H10ZM19 94H21V93H19ZM27 94V93H26ZM92 94V93H91ZM112 94H114V93H112ZM127 94V93H126ZM141 94H142V92H141ZM144 94V95H145ZM195 94V95H196ZM203 94V93H202ZM22 95V94H21ZM30 95V94H29ZM29 95L27 96V97H29ZM56 95V94H55ZM59 95V94H58ZM62 95V94H61ZM80 95H82V94H80ZM138 95V94H137ZM158 95V94H157ZM196 95V96H197ZM204 95V94H203ZM209 95V94H208ZM211 95V94H210ZM24 96V95H23ZM23 96H20V95H18V94H13L12 95V97H9V98H7V97H4L3 95H2V93H0V99L2 100V102L1 103H3L4 105L2 106V105H0V151H2L3 150V146L5 145V144H7V145H10V144H12V143H10V140H11V138L13 137V136H16L15 135V133L18 131V130H21V129H30V127H32L33 126V128L32 129H35V128H38L39 126H35V128H34V125H43V127L45 128V129H47V131L48 130H50V129H54L55 128V120H56V118H58L57 116H56V114L53 112V109H50V108H48V106L46 107L45 105V107L43 106V105H41V104H39V103H37L36 101H32V102H28L26 99H24L23 98ZM74 96V95H73ZM88 96V95H87ZM92 96H93V94H92ZM91 96V97H92ZM97 96V95H96ZM107 96V95H106ZM105 96V97H106ZM120 96V95H119ZM118 96V97H119ZM126 96V95H125ZM202 95H199V97H200V99H203V97H201ZM206 96V95H205ZM204 96V98H206ZM25 98H26V96H24ZM32 97H33V95H32ZM55 97V96H54ZM66 97V96H65ZM111 97V96H110ZM113 97V96H112ZM117 97V98H118ZM123 97V96H122ZM153 98L155 97L154 95L152 96ZM259 97H261L260 99H261V101L259 100V102H258V104L256 105L257 107L255 108L256 110H257V112L259 113V112H263V109H264V93H262L261 94V96H259ZM35 98H37V97H35ZM63 98V97H62ZM98 98V97H97ZM99 98H101V97H99ZM116 98V99H117ZM119 98H121V97H119ZM130 98V97H129ZM64 99V98H63ZM70 99V98H69ZM76 99V98H75ZM85 99H87V98H85ZM91 99H93V98H91ZM115 99V98H114ZM123 99V98H122ZM121 99V100H122ZM152 99V98H151ZM215 99V98H214ZM53 100V99H52ZM51 100V101H52ZM66 100V99H65ZM77 100H79V99H77ZM119 100V99H118ZM125 100V99H124ZM155 100V99H154ZM207 100H208V103L209 104H212V103H214L215 101L213 100V96H210V97H208L207 98ZM30 101H31V98H30ZM62 101V100H61ZM70 101V100H69ZM74 101V100H73ZM83 101V100H82ZM86 101V100H85ZM98 101V100H97ZM112 101H114L113 99H104V100H102V99H100V102H99V105H97V106H93L92 105V102L91 103H89V102H85V103H83L82 102V104L80 105V104H78V106H75L74 108H76V109H70V111L68 110L67 111V113H69V116L68 115H66V116H68V117H70V118H72V119H70V121H72L73 122V120L76 118V117H80V115L81 114H84L85 116H88L89 118L90 117H97V115L98 114H109V115H111L110 114V111H111V109H112V107H111V104H112ZM139 101H140V99H139ZM203 101H205V100H203ZM40 102V101H39ZM80 102V101H79ZM78 102V103H79ZM98 102H97V104H98ZM128 102V101H127ZM207 102V101H206ZM62 103H64V102H62ZM94 103V102H93ZM96 103V102H95ZM124 103V102H123ZM130 103V102H129ZM153 103V102H152ZM158 103H159V101H158ZM182 103V102H181ZM44 104V103H43ZM54 104V103H53ZM58 106H59V103H56ZM55 104V105H56ZM137 104V103H136ZM141 104V103H140ZM157 104V103H156ZM165 104V103H164ZM255 104V103H254ZM55 105H54V107H55ZM73 104H71V106H72ZM126 106H127V104H125ZM132 105V104H131ZM160 105V104H159ZM183 105V104H182ZM50 106V105H49ZM121 106H122V104H121ZM141 106V105H140ZM158 106V105H157ZM162 106V105H161ZM12 107H14V108H16L17 109V112H16V114L13 116V117H10L9 115H10V113L12 112V111H14L13 109H12ZM17 107H19V108H17ZM53 107V108H54ZM60 107V106H59ZM69 107V106H68ZM123 107H125V106H122V108ZM128 107V106H127ZM129 107H131V106H129ZM136 108H137V105L135 106ZM153 107H154V105H153ZM164 107V105L162 106V108ZM253 107V106H252ZM58 108V107H57ZM56 108V109H57ZM69 108H71V107H69ZM132 108V107H131ZM135 108V109H136ZM183 108V107H182ZM253 108V109H254ZM60 109V108H59ZM121 109V108H120ZM126 109V108H125ZM166 109V108H165ZM164 109V110H165ZM254 109V110H255ZM12 110V111H11ZM130 110V109H129ZM129 110H127V112L129 111ZM156 110V109H155ZM163 110V109H162ZM16 111V110H15ZM61 111V110H60ZM60 111H58V112H60ZM63 111V110H62ZM61 111V112H62ZM122 111V110H121ZM124 111V110H123ZM131 111V110H130ZM132 111H134L133 109H132ZM138 111V110H137ZM60 112V113H61ZM127 112H125L124 114L126 115V113ZM255 112V111H254ZM13 113V112H12ZM65 113V112H64ZM79 113V114H78ZM118 113H120V112H118ZM132 113V112H131ZM14 114V113H13ZM114 114V113H113ZM133 114H134V112H133ZM132 114V115H133ZM6 116V117H3V118H1L2 116ZM12 115V114H11ZM63 114L61 113V116H62ZM118 115V114H117ZM123 114H121V116H122ZM124 115V116H125ZM127 115H130V114H127ZM65 116V117H66ZM84 116V117H85ZM120 116V115H119ZM63 117V116H62ZM68 117H67V120H68ZM103 117V116H102ZM101 116H100V118H102ZM108 117V116H107ZM107 117H105V118H107ZM116 117V116H115ZM128 117V116H127ZM131 116H129L128 118L129 119H131L130 118ZM133 117V116H132ZM74 118V119H73ZM82 118H83V116H82ZM99 118V117H98ZM110 118H112V117H110ZM117 118V117H116ZM123 118V120H124V117H122ZM125 118H126V116H125ZM60 119V118H59ZM79 119V118H78ZM77 119V120H78ZM80 119H81V117H80ZM79 119V120H80ZM107 119H109V118H107ZM113 119L115 120V118L113 117ZM136 119V118H135ZM135 119H133L134 121H135ZM64 120V119H63ZM89 120V119H88ZM93 120V119H92ZM95 120V119H94ZM101 120V119H100ZM100 120H97V121H100ZM110 120V119H109ZM132 120V119H131ZM139 120V119H138ZM149 120V119H148ZM147 120V121H148ZM150 120H152V118L150 119ZM66 121V120H65ZM69 121V120H68ZM69 121V122H70ZM96 121V120H95ZM108 121V120H107ZM110 121H112V120H110ZM116 121H117V119H116ZM125 121V120H124ZM133 121V122H134ZM146 121V120H145ZM156 121V120H155ZM61 122V121H60ZM63 122V121H62ZM100 122H102V121H100ZM99 122V123H100ZM126 122V121H125ZM131 123V121H128V123ZM136 122V121H135ZM134 122V123H135ZM138 123H139V121H137ZM136 122V123H137ZM153 122V121H152ZM88 123V122H87ZM112 123H114V122H110L109 124L111 125V126H113L112 125ZM116 123V122H115ZM128 123H126V124H128ZM141 123V122H140ZM139 123V124H140ZM149 123V122H148ZM58 124V123H57ZM60 124V123H59ZM75 124V123H74ZM77 124V123H76ZM102 124V123H101ZM100 124V125H101ZM105 124V123H104ZM108 124V123H107ZM123 124V123H122ZM121 124V125H122ZM125 124V125H126ZM145 124H147V123H144V125L142 126V127H140L139 125V127L141 128L140 130V132H139V136L142 138V140L143 139H150V138H153L155 135H157V136H160V137H166L167 135H168V128L166 129V128H163V127H158V126H156V125H154V124H156L155 122H154V124L153 123H151V124H149V125H145ZM157 124H158V122H157ZM160 124V123H159ZM163 124V123H162ZM71 125V124H70ZM80 125V124H79ZM78 125V126H79ZM95 125V124H94ZM103 125V124H102ZM115 125V124H114ZM117 125V124H116ZM121 125H119V126H121ZM124 125V124H123ZM124 125V126H125ZM129 125H131V127H132V125H133V123L132 124H129ZM140 125H142V124H140ZM168 125V124H167ZM66 126V125H65ZM74 126V125H73ZM88 126V125H87ZM97 126H99V125H97ZM118 125H117V127H119ZM123 126V127H124ZM128 126V125H127ZM126 126V127H127ZM135 126H136V124H135ZM138 126H136V127H138ZM58 127V126H57ZM69 127H71V126H69ZM89 127V126H88ZM87 127V128H88ZM126 127H124V128H126ZM136 127H132L133 129L134 128H136ZM164 127H166L165 125H164ZM40 129H41V127H39ZM63 128H64V126H63ZM93 128V127H92ZM107 128H109V127H107ZM127 128H129V127H127ZM59 129V128H58ZM70 129H72V128H70ZM75 129V128H74ZM78 129V128H77ZM89 129V128H88ZM94 129H96L95 127H94ZM110 129H111V127H110ZM115 129H116V127H115ZM139 129V128H138ZM31 130V129H30ZM29 130V131H30ZM56 130V129H55ZM60 130V129H59ZM67 130V129H66ZM69 130V129H68ZM67 130V131H68ZM76 130V129H75ZM79 130V129H78ZM81 130V129H80ZM91 130V129H90ZM98 130V129H97ZM114 130V129H113ZM112 130V131H113ZM117 130H118V128H117ZM119 130H121V128L119 129ZM119 130H118V132H119ZM122 130H124V129H122ZM121 130V131H122ZM128 130V129H127ZM130 130H132V129H130ZM129 130V131H130ZM42 131V130H41ZM62 131V130H61ZM82 131V130H81ZM84 131V130H83ZM87 131V130H86ZM93 131V130H92ZM96 131V130H95ZM27 132H28V130H27ZM32 132V131H31ZM65 132V131H64ZM70 132V131H69ZM103 132V131H102ZM116 132V131H115ZM126 132V131H125ZM124 132V133H125ZM172 132V131H171ZM18 133V132H17ZM42 133V132H41ZM84 133V132H83ZM91 133V132H90ZM90 133H88V134H90ZM96 133H97V131H96ZM124 133H123V131H122V133L121 134H123L124 135ZM132 133V132H131ZM27 134V133H26ZM26 134H24V135H26ZM44 134V133H43ZM51 134V133H50ZM49 134V135H50ZM76 134V133H75ZM75 134L73 135V136H75ZM103 134V133H102ZM115 134H117V132L115 133ZM120 133H119V135H121ZM126 134V133H125ZM169 134H171V133H169ZM19 135V134H18ZM34 135V134H33ZM79 135H81L80 133H79ZM78 135V136H79ZM87 135V134H86ZM98 135H99V133H98ZM136 135V134H135ZM172 135V134H171ZM23 136V135H22ZM29 136V135H28ZM44 136V135H43ZM53 136V135H52ZM66 136V135H65ZM93 136V135H92ZM97 136V135H96ZM117 136V135H116ZM115 136V137H116ZM196 136V135H195ZM199 136V135H198ZM25 137V136H24ZM30 137V136H29ZM77 137V136H76ZM80 137V136H79ZM83 137V136H82ZM101 137V136H100ZM119 137V136H118ZM124 137H125V135H124ZM129 138L131 137V136H128ZM127 137V138H128ZM135 137H138V135L137 136H135ZM135 137H131L130 139H133V138H135ZM171 137V136H170ZM203 136H201V138H202ZM15 138V137H14ZM70 138H71V136H70ZM88 138V137H87ZM105 138V137H104ZM117 138V137H116ZM119 138H121V137H119ZM123 138V137H122ZM194 138V137H193ZM196 138V137H195ZM194 138V139H195ZM28 139V138H27ZM74 139H76L75 137H74ZM77 139H79V138H77ZM77 139H76V141H77ZM81 139V138H80ZM95 139V138H94ZM97 139V138H96ZM118 139V138H117ZM126 139V138H125ZM199 139H200V137H199ZM198 139V137H197V139H195L194 140V142L196 141L197 142V146H195V147H198V149H200V151L202 150H206V152H207V150H209L210 149V146H209V144L208 143H205L206 142V140L205 141H203L205 138H203V140L201 139V140H199ZM29 140V139H28ZM54 140V139H53ZM72 140H73V138H72ZM85 140V139H84ZM105 140H107V139H105ZM115 140V139H114ZM121 140V139H120ZM135 139H133V141H134ZM141 140V139H140ZM151 140V139H150ZM225 140H227V139H224L223 137H220V138H218V141L219 142H221V143H225ZM231 140V139H230ZM23 141V140H22ZM25 141V140H24ZM81 141V140H80ZM112 141H113V139H112ZM117 141H119V140H117ZM127 141V140H126ZM136 141V140H135ZM134 141V142H135ZM19 142V141H18ZM30 142H31V140H30ZM47 142V141H46ZM129 142V141H128ZM130 142H131V140H130ZM133 142V143H134ZM137 142V141H136ZM141 142H143V141H141ZM152 142V141H151ZM229 142V141H228ZM228 142H226V143H228ZM25 143H27V142H24V144ZM69 143V142H68ZM73 143H76L75 142V140L73 141ZM84 143V142H83ZM86 143V142H85ZM106 143V142H105ZM127 143V142H126ZM132 143V142H131ZM139 143V142H138ZM144 143H146V142H144ZM143 143V144H144ZM149 143H150V141H149ZM263 143H264V139H257V140H255V146L258 148H260V145H261V147H263L264 145H263ZM55 144V143H54ZM59 143H57V144H55V145H50V146H48V148H46V150H44L43 149V151L42 152H44V153H46V154H48V155H52V153L53 152H55L56 150H58L60 147H62V146H64V145H58ZM63 144H65V142L63 143ZM67 144V143H66ZM72 144V143H71ZM76 144H79V142L78 143H76ZM87 144V143H86ZM109 144V143H108ZM230 144V143H229ZM74 145V144H73ZM81 145V144H80ZM84 145V144H83ZM112 145H114V144H111V146ZM147 145V144H146ZM176 145H178V143H174L173 145H171L172 147H174V146H176ZM207 145H208V147H207ZM263 145V146H262ZM66 146V145H65ZM70 146V145H69ZM85 146V145H84ZM87 146V145H86ZM105 146V145H104ZM103 146V147H104ZM149 146H150V144H149ZM149 146H148V148H149ZM151 146H152V144H151ZM150 146V147H151ZM234 146V145H233ZM8 146H6V148H7ZM28 147V146H27ZM45 147H47V146H45ZM71 148H73L72 146H70ZM77 147H78V145H77ZM76 146H75V148H77ZM105 147H108V146H105ZM146 147V146H145ZM25 148V147H24ZM81 148V147H80ZM84 148V147H83ZM91 148V147H90ZM89 148V149H90ZM114 148V147H113ZM147 148V147H146ZM108 149V148H107ZM107 149H105V150H107ZM112 149V148H111ZM120 149V148H119ZM171 149V148H170ZM174 149V148H173ZM197 149V150H198ZM261 149V148H260ZM39 150V149H38ZM40 150H42V149H40ZM69 150V149H68ZM81 150V149H80ZM101 150H102V148H101ZM140 150V149H139ZM177 150V149H176ZM175 149L173 150L174 151V153H175V151H176ZM236 150H240V148H238V149H236ZM262 150V149H261ZM28 151H30V149L28 150ZM83 151V149L81 150V152ZM111 151H116L115 149H112ZM170 151V150H169ZM8 152V151H7ZM10 152V151H9ZM38 152V151H37ZM65 152V151H64ZM67 152H69V151H67ZM72 152V151H71ZM75 152H78V149L77 150H75ZM99 152V151H98ZM104 152V151H103ZM103 152H101V153H103ZM120 152V151H119ZM136 152H138V151H136ZM176 152H178V151H176ZM12 153V152H11ZM27 154V150L24 152V154ZM33 154L35 153L36 154V152H32ZM66 153V152H65ZM83 153H85V152H83ZM95 153V152H94ZM93 153V154H94ZM113 153V152H112ZM121 153L122 154H125V153H123L122 152V150H121ZM143 153H144V148L142 147V149L139 151V155H143ZM185 153V152H184ZM205 153V152H204ZM9 154V153H8ZM16 154V153H15ZM74 154V153H73ZM99 154V153H98ZM178 154V153H177ZM182 154H183V152H182ZM182 154H181V156H182ZM5 155V154H4ZM14 155V154H13ZM28 155V154H27ZM32 155V154H31ZM30 155V156H31ZM40 155H41V152H40ZM58 155V154H57ZM83 155V154H82ZM113 156H111V157H108L109 159H111L112 161H113V159H116L119 155L118 154H112ZM126 155H128V154H126ZM149 154H145L144 153V155L141 157V159L139 160V162H138V160H137V170H139L138 172H140L141 173V176L143 175L145 178H148V179H152L153 177H154V175L156 174V172L157 171H159L158 169H159V165L158 164H156V163H153V161L151 160V158H150V155L148 156ZM172 155H174V154H172ZM185 155V154H184ZM7 156H9V155H7ZM21 156H24V155H21ZM26 156V155H25ZM73 156V155H72ZM71 156V157H72ZM81 156V155H80ZM87 156H89V155H87ZM97 156V155H96ZM99 156V155H98ZM110 156V155H109ZM180 156V155H179ZM187 156V155H186ZM14 157V156H13ZM47 158V156H44V158ZM68 157V156H67ZM79 157V156H78ZM105 157H106V155H105ZM122 157V156H121ZM120 157V158H121ZM126 157V156H125ZM174 157V156H173ZM177 157H178V155H177ZM177 157H174V158H177ZM22 158H24V157H22ZM32 158V157H31ZM39 158V157H38ZM43 158V157H42ZM49 158V157H48ZM54 158H56V157H54ZM59 157H57V159H58ZM76 158V157H75ZM93 158H94V156H93ZM100 158V157H99ZM98 158V159H99ZM101 158H102V156H101ZM124 158V157H123ZM123 158H122V161H123ZM130 158V157H129ZM139 158H140V156H139ZM181 158V157H180ZM183 158V157H182ZM188 158V157H187ZM64 159V158H63ZM78 159H80V158H78ZM103 159V158H102ZM106 159V158H105ZM183 159H185L184 161H186V157L185 158H183ZM20 160V159H19ZM28 160V159H27ZM26 160V161H27ZM43 160V159H42ZM45 160V159H44ZM48 160V159H47ZM46 160V161H47ZM51 160V159H50ZM119 160V159H118ZM131 160V159H130ZM176 160V159H175ZM180 160V159H179ZM188 160V159H187ZM15 161H18V160H14V162ZM23 161V160H22ZM53 161V160H52ZM54 161H55V159H54ZM68 161V160H67ZM77 161H79V160H77ZM91 161V160H90ZM110 161V160H109ZM121 161V160H120ZM119 161V162H120ZM121 161V162H122ZM126 161H128V160H126ZM3 162V161H2ZM1 162V164H4L5 165V163H2ZM4 162H8V159L6 160H4ZM19 162V161H18ZM75 162V161H74ZM89 162V161H88ZM98 162V161H97ZM114 162V161H113ZM181 162V161H180ZM179 162V163H180ZM189 161H187L186 162V165H187V163H188ZM9 163V162H8ZM23 163V162H22ZM22 163H20V165L22 164ZM26 163V162H25ZM24 163V164H25ZM28 164H30L31 163V161H30V163L29 162H27ZM26 163V164H27ZM40 163V162H39ZM44 164H45V161L43 162ZM92 163V162H91ZM91 163H89V164H91ZM112 163V162H111ZM11 164V163H10ZM10 164H9V166H10ZM15 164V163H14ZM17 164V163H16ZM19 164V163H18ZM18 164H17V166H18ZM83 164V163H82ZM85 164V163H84ZM93 164V163H92ZM104 164V163H103ZM107 164V163H106ZM116 164V163H115ZM124 164H126L125 162H124ZM131 164V163H130ZM178 164V163H177ZM6 165H7V167H9L8 166V164L6 163ZM5 165V166H6ZM34 165V164H33ZM42 165V164H41ZM58 165V164H57ZM57 165H55V166H57ZM61 165H63V164H61ZM72 165V164H71ZM78 165V164H77ZM86 165H88V164H86ZM96 165V164H95ZM117 165H118V161H117ZM129 165V164H128ZM160 165H162V164H160ZM189 165V164H188ZM190 165H192V164H190ZM22 166V165H21ZM45 166V165H44ZM43 166V167H44ZM47 167H45V168H47V169H49V168H51V162L48 160V162H47V165H46ZM60 166V165H59ZM59 166H57V167H59ZM67 166V165H66ZM90 166V165H89ZM93 165H91V167H92ZM120 166H121V164H120ZM134 166V165H133ZM177 166V165H176ZM180 166H182V165H180ZM185 166V165H184ZM11 167V166H10ZM34 167V166H33ZM37 167V166H36ZM53 167H54V165H53ZM72 167V166H71ZM90 167V168H91ZM96 167V166H95ZM134 167H136V166H134ZM161 167V166H160ZM173 167V166H172ZM189 167V166H188ZM4 168V167H3ZM3 168L1 169V170H3ZM21 168V169H20ZM19 169H17L18 171H16L15 170V174L17 175V177H20V175H23L25 172H24V169H22V167H20ZM23 168H25V167H23ZM39 168V167H38ZM76 168V167H75ZM89 167H87V169H88ZM129 168H130V166H129ZM131 168H132V166H131ZM175 168V167H174ZM176 168H178V167H176ZM179 168H181V167H179ZM82 169V168H81ZM96 169V168H95ZM117 169H119L118 167H117ZM128 169V168H127ZM165 169V168H164ZM168 169V168H167ZM170 169V168H169ZM172 169V168H171ZM171 169L170 170H168V172H167V174L166 175H164V173H160L161 174V176H164V177H162L161 178V182H162V180H167L169 183L170 182H172V181H176L181 187H182V191H183V189H185V190H187V192H189L188 194H190V198H192V199H194L195 200V202H200V203H205L207 200H205V198H203V194L202 193H200L199 191H196V190H194L193 189V180L190 178V177H183V178H180L179 176V174L177 173V172H174V170L175 169H173L172 171H171ZM10 170V169H9ZM37 170V169H36ZM43 170V169H42ZM90 170V169H89ZM94 170V169H93ZM109 170V169H108ZM107 170V171H108ZM124 170V169H123ZM122 170V171H123ZM132 170V169H131ZM135 170V169H134ZM137 170H135V172L137 171ZM161 170H163V169H161ZM183 170H185V169H183ZM193 170V169H192ZM207 170H209V169H207ZM213 170V169H212ZM11 171V170H10ZM27 171V170H26ZM51 171H52V169L50 170V171H45V173H43V174H41L42 176H39L40 174L38 173L37 175L39 176V177H37L36 175V182H35V184H34V186H33V188H32V190L30 191V192H28V193H26V194H20V193H17L18 195H20V196H22V197H24V199L25 200H29L30 198H34V197H36V198H38L39 196H44V197H46V199L44 200V201H42V202H40L39 204H37V208H36V211L40 214V216H39V221H38V219L36 220V221H38V223H36V225H37V227H46V226H51L52 224H56V223H59V222H63V220L65 219V218H70V216H73L74 214H75V212H77L78 211V209L79 208H81V207H88V208H91L92 210H91V213H90V217H91V219L93 220V222H95V220H101V219H103V218H111L112 220H123V221H127V222H129V223H140V222H142V223H151V225L153 224V227L154 228H170L169 230L170 231H168V232H166V233H164L163 234V232L160 234V235H162L161 237H157V239L156 240H153V237H155V236H153L150 240H148V241H146L145 239V241H144V243L142 244L141 242V244L143 245H141V249H145V251H144V253L142 252L141 253V255L139 256L140 258H139V262L141 263V264H188V263H186V262H188L189 260H188V257H189V255L187 256V257H185L184 258V254L182 255H180L179 253H181L180 251H177L176 250V252L178 253V254H176V252H175V254L173 253V252H171V249H173V248H170L173 244H175L177 241H178V237H179V235L178 234H176V232L177 231H181V230H183V229H186V227L188 228V226L190 225V221L191 220H185L184 221V223L181 225V223H180V226L179 227H176V225L174 224L176 221H177V219L178 218H175V216H168V214L166 213V211L164 210H162V209H147V210H144V209H140V210H138L137 209V207L135 208V206H133L132 205V203H134V202H132V203H129L130 202V199H129V202H127V201H125L126 200V198L124 199V195H122V194H120L119 193V191H122V190H118V191H113V190H110V189H108L107 187L106 188H103V187H100V185H94L93 187H91L89 190H84V189H82L81 187H70L68 184H65L64 183V181H62L63 179H58L56 176H54L53 174H51ZM62 171V170H61ZM87 171V170H86ZM178 171V170H177ZM181 171H182V169H181ZM181 171H180V173H181ZM36 172V171H35ZM34 172V173H35ZM42 172H44V170L42 171ZM41 172V173H42ZM53 172V171H52ZM56 172H57V170H56ZM58 172H59V170H58ZM78 172V171H77ZM101 172V171H100ZM110 172V171H109ZM121 172V171H120ZM124 172V171H123ZM190 172V171H189ZM37 173V172H36ZM80 173V172H79ZM111 173V172H110ZM132 173H133V171H132ZM193 173H194V171H193ZM0 174H4V173H0ZM8 174V173H7ZM14 174V173H13ZM14 174V175H15ZM45 174V175H44ZM54 174H56V173H54ZM59 174V173H58ZM159 174V175H160ZM5 176H6V173L4 174ZM57 175V174H56ZM63 175V174H62ZM107 175L109 176V174L107 173ZM179 175V176H178ZM192 175V174H191ZM3 176V175H2ZM5 176H3L4 178H7V177H5ZM11 176H13V175H11ZM27 176V175H26ZM93 176V175H92ZM106 176V175H105ZM135 176H136V174H135ZM140 176V175H139ZM139 176H137L138 178H142V177H139ZM13 177H16V176H13ZM16 177V178H17ZM60 177V176H59ZM89 177H90V175H89ZM9 178H11L10 176H9ZM35 178V177H34ZM92 178V177H91ZM135 178V177H134ZM158 178H160V177H158ZM157 177H156V180L158 181L159 179H158ZM2 179V178H1ZM0 179V180H1ZM112 179V178H111ZM133 179V178H132ZM137 179V178H136ZM136 179H135V181H136ZM7 181H9L8 179H6ZM108 180V179H107ZM146 180V179H145ZM145 180H144V182H145ZM11 181V180H10ZM142 181V180H141ZM167 181H165V182H167ZM3 182V181H2ZM67 182V181H66ZM107 182H109L110 183V180H108ZM148 182H149V180H148ZM147 182V183H148ZM151 182H153V181H151ZM151 182H149V183H151ZM159 182V181H158ZM159 183V184H162V183ZM164 182V181H163ZM7 182H5V184H6ZM11 183V182H10ZM113 183H111V185H112ZM116 184V183H115ZM114 184V185H115ZM127 184V183H126ZM142 184V183H141ZM166 184V183H165ZM1 185V184H0ZM8 185V184H7ZM10 185H12V184H10ZM114 185H112L113 187H114ZM125 185V184H124ZM139 185V184H138ZM158 184H156V186H157ZM171 185V184H170ZM173 185V184H172ZM171 185V186H172ZM178 185V186H179ZM2 186V185H1ZM0 186V187H1ZM5 186V185H4ZM9 186V185H8ZM72 186V185H71ZM102 186V185H101ZM106 186V185H105ZM148 186V185H147ZM149 186H151V184L149 185ZM148 186V187H149ZM153 186H155V184L153 185ZM174 186V185H173ZM111 187V186H110ZM121 187V186H120ZM158 188H159V186H157ZM9 188V187H8ZM10 188H11V186H10ZM119 188V187H118ZM143 188V187H142ZM149 188H151V187H149ZM148 188V189H149ZM153 188V187H152ZM154 188H156V187H154ZM1 189V188H0ZM3 189V188H2ZM5 189V188H4ZM7 189V188H6ZM111 189H113L112 187H111ZM121 189V188H120ZM126 190V188H125V186L123 187V190ZM160 189V188H159ZM115 190V189H114ZM129 190V189H128ZM153 190V189H152ZM11 192H13V191H11ZM128 192V191H127ZM137 192V191H136ZM150 192V191H149ZM153 192V191H152ZM186 192V193H187ZM125 193V192H124ZM154 193H156V190H155V192ZM127 194V193H126ZM153 195V193L151 194V196ZM187 195V194H186ZM124 196V197H123ZM157 197H158V193H157V195H156ZM149 197V196H148ZM128 199V198H127ZM158 199V198H157ZM231 199V198H230ZM0 200L1 201H6V198H4V197H1L0 198ZM154 200V199H153ZM156 200V199H155ZM232 200V199H231ZM155 202V201H154ZM153 202V203H154ZM28 203V202H27ZM30 203V202H29ZM136 204V203H135ZM208 204V203H207ZM153 205H155V204H153ZM206 205V204H205ZM0 206H2L1 204H0ZM25 206V205H24ZM138 206V205H137ZM158 206H159V204H158ZM157 206V207H158ZM27 207H28V205H27ZM139 207V206H138ZM150 207V206H149ZM160 207V206H159ZM29 208H31V206L29 207ZM34 208V207H33ZM33 208H31V209H33ZM141 208V207H140ZM156 208V207H155ZM2 210V209H1ZM25 210V209H24ZM27 210H29V209H27ZM80 210H82V208L80 209ZM88 210V209H87ZM30 211V210H29ZM35 211V213L37 214V212ZM260 211H261V213L264 215V211H263V208H261L260 209ZM21 213V212H20ZM19 213V214H20ZM82 213H84V212H82ZM26 214V213H25ZM25 214H23L22 216H23V218H25V219H27V216L25 215ZM30 214V213H29ZM31 214H33V212L31 213ZM78 214V213H77ZM76 214V215H77ZM88 214V213H87ZM1 215V214H0ZM3 215V214H2ZM38 215V214H37ZM5 216V215H4ZM7 216V215H6ZM18 216V215H17ZM28 216H30V215H28ZM34 216V215H33ZM14 217V216H13ZM30 217H32V216H30ZM30 217L28 218V219H30ZM38 217V216H37ZM198 217V216H197ZM8 218V217H7ZM6 218V219H7ZM68 218V219H69ZM88 218V217H87ZM208 217L207 216H203V215H200L199 216V218H196V220H194V221H192V222H194V223H197L196 224V227L199 229V228H202V230H203V227L204 226H208V224H206V225H204V226H202V225H199V224H201V223H203V221H206V219H207ZM11 219V218H10ZM10 219H8V220H10ZM19 219V218H18ZM22 219V218H21ZM32 219H33V217H32ZM72 219V218H71ZM85 219V218H84ZM90 219V218H89ZM88 219V220H89ZM198 219V220H197ZM14 220V219H13ZM15 220H16V218H15ZM24 220V219H23ZM79 220V219H78ZM81 220V219H80ZM118 220H117V222H118ZM21 221V220H20ZM30 221H31V219H30ZM34 221V220H33ZM36 221H34V222H36ZM65 221H66V219H65ZM68 221H70V220H68ZM10 222H11V220H10ZM18 222V221H17ZM22 222V221H21ZM24 222H25V220H24ZM67 222V221H66ZM82 222V221H81ZM85 222L87 223L88 221H86V219H85ZM91 222V221H90ZM182 222V221H181ZM228 222V221H227ZM1 223V222H0ZM65 223V222H64ZM122 223V222H121ZM179 223V222H178ZM208 223V222H207ZM212 223V222H211ZM254 223H256V221H254ZM2 224V223H1ZM7 224V223H6ZM18 224V223H17ZM21 224V223H20ZM19 224V225H20ZM62 224V223H61ZM71 224V223H70ZM89 224V223H88ZM127 224V223H126ZM141 224V223H140ZM204 224V223H203ZM22 225V224H21ZM20 225V226H21ZM28 225L29 224H24V226H25V228L27 227V230H30V229H28L29 227H30V225H29V227H28ZM64 225H66V223L64 224ZM87 225V224H86ZM90 225V224H89ZM118 225H120V224H118ZM128 225V224H127ZM130 225V224H129ZM137 225V224H136ZM149 225V224H148ZM150 225V226H151ZM174 225V226H173ZM222 225V224H221ZM0 226H2V225H0ZM10 226H12V227H14L15 228V226H17L16 225V222L15 221H13L12 223H11V225ZM9 226V227H10ZM24 226H22L23 228H24ZM53 226V225H52ZM57 226V225H56ZM71 226V225H70ZM70 226H68L69 228H70ZM178 226V225H177ZM210 226V225H209ZM12 227H10L12 230L14 229V228H12ZM36 227V226H35ZM61 227V226H60ZM60 227H58V228H60ZM65 227V226H64ZM83 227H84V224H83ZM87 227V226H86ZM192 227H194V226H192ZM211 227V226H210ZM1 228V227H0ZM3 228H6V227H3ZM10 228H8L9 230H10ZM18 229H19V227H17ZM31 228V227H30ZM32 228H33V226H32ZM52 228V227H51ZM54 228V227H53ZM61 228H63V227H61ZM67 228V227H66ZM65 228V229H66ZM90 228V230H91V227L90 226H88V228L87 229H89ZM93 228V227H92ZM205 228V227H204ZM213 228V227H212ZM16 229V228H15ZM34 229V228H33ZM47 229V228H46ZM57 229V228H56ZM68 229V228H67ZM73 229V228H72ZM83 229V228H82ZM97 229V228H96ZM99 229V228H98ZM104 229V228H103ZM102 229V227H101V230H103ZM106 229V228H105ZM111 229V228H110ZM196 229V228H195ZM207 229V228H206ZM1 230H3V229H1ZM6 230V229H5ZM11 230V231H12ZM22 230V229H21ZM64 230V229H63ZM69 230V229H68ZM86 230V229H85ZM107 230V229H106ZM114 230V229H113ZM123 230V229H122ZM121 230V231H122ZM153 230V229H152ZM151 230V231H152ZM163 230V229H162ZM191 230V229H190ZM190 230H188V231H190ZM197 230V229H196ZM200 230V229H199ZM8 231V230H7ZM14 231V230H13ZM24 231H26V230H24ZM33 231V230H32ZM36 231H37V229H36ZM36 231H34L35 233H38V231L36 232ZM65 231V230H64ZM72 231H74V230H72ZM72 231H68V232H72ZM93 231V230H92ZM97 231V230H96ZM95 231V232H96ZM98 231H100V230H98ZM117 231V230H116ZM166 231V230H165ZM195 231V230H194ZM193 231V232H194ZM201 231V230H200ZM210 231V230H209ZM34 232H32V233H34ZM51 232V231H50ZM53 232V231H52ZM60 232H62V230H60ZM85 232V231H84ZM94 232V231H93ZM94 232V233H95ZM104 232V231H103ZM106 232V231H105ZM104 232V233H105ZM118 232V231H117ZM203 232V231H202ZM202 232H200V233H202ZM3 233V232H2ZM14 233V232H13ZM15 233H17V232H15ZM31 233V234H32ZM42 233V232H41ZM41 233H39L40 235H42ZM67 233V232H66ZM75 234L76 235V233L75 232H72V234ZM86 233V232H85ZM88 233V232H87ZM97 233V232H96ZM95 233V234H96ZM102 233V232H101ZM101 233H97L96 234V236H94V235H91V236H94V237H87V238H85V239H79L78 237H76V238H72L73 237V235H72V237H70V235L68 236L67 235V237H70V238H65V236H64V238L66 239L64 242H61L60 244H56V243H54L55 241H54V239H53V243H54V247H52L51 245H44L45 247H44V249H42L43 250V252L40 254V255H37L36 256V253H34L32 250H29V249H26L25 251H22V255L20 254L19 255V253H18V255L19 256H21L20 258L21 259H19L20 261H24V262H27L28 264L29 263H33V262H35V261H37V260H39V262H41L40 260H44L45 261V255L47 254V255H51V256H53L52 254H54L56 251H57V249H59V248H61L62 246L64 247V246H69V247H72V248H74V249H78V250H80L81 252H83L84 254H86V259H87V257L88 258H90L89 260H88V262H86L85 264H121L122 262H121V259H120V247L119 248H117V247H115L114 245L116 244H114L113 245V243H110V242H108L107 241V237H105V235L104 234H101ZM107 233V232H106ZM126 233V232H125ZM158 233V232H157ZM156 233V234H157ZM185 233V232H184ZM188 233H190V232H188ZM197 233V232H196ZM195 233V234H196ZM209 233V232H208ZM12 234V233H11ZM19 235H20V233H18ZM28 234H29V232H28ZM31 234H30V236H31ZM39 234H36L37 236L39 235ZM45 234L47 235V233L45 232ZM58 234V233H57ZM108 234H110V233H108ZM122 234V233H121ZM145 234V233H144ZM151 234V233H150ZM194 234V233H193ZM194 234V235H195ZM198 234V233H197ZM210 234H211V232H210ZM209 234V235H210ZM224 234H228V233H224ZM17 235V234H16ZM18 235V236H19ZM34 235V234H33ZM55 235H56V233H55ZM63 235H64V233H63ZM83 235H85V234H83ZM87 236H89L88 234H86ZM111 235V234H110ZM117 235V234H116ZM116 235H114V236H116ZM122 235H124V234H122ZM132 236H130V237H133V238H137V236L136 235H134L133 236V234H131ZM142 235H143V233H142ZM190 235V234H189ZM192 235V234H191ZM190 235V237L192 238V237H196V236H191ZM199 235V234H198ZM35 236V235H34ZM43 236V235H42ZM51 236V235H50ZM79 236H82V235H79ZM113 236V237H114ZM119 236V238H120V235H118ZM117 236V237H118ZM145 236V235H144ZM147 236V235H146ZM149 236H151V235H149ZM157 236H158V234H157ZM183 236V235H182ZM212 236H214V238H218V237H220V236H222V233L220 232V233H218L217 235H215V232H214V234H211L210 235V239L209 240H211L212 239ZM24 237V236H23ZM22 237V238H23ZM46 237V236H45ZM49 237V236H48ZM47 237V238H48ZM54 237V236H53ZM57 237H58V235H57ZM85 237V236H84ZM83 237V238H84ZM110 237V236H109ZM122 237V236H121ZM124 237H126V236H124ZM138 237L140 238V236L138 235ZM142 237V236H141ZM187 237H189L188 235H187ZM30 238L31 237H29L28 238V240L30 241ZM36 238V237H35ZM41 238V237H40ZM61 238V241H62V237H60ZM115 238V237H114ZM148 238V237H147ZM37 239H39V238H37ZM36 239V240H37ZM42 239H44V236H43V238ZM49 239V238H48ZM47 239V240H48ZM111 239H113V238H111ZM110 239V240H111ZM132 239V238H131ZM131 239H129L130 241L129 242H131ZM181 239V238H180ZM186 239V238H185ZM28 240H26V243L28 242ZM33 240H35L34 238H33ZM41 240V239H40ZM55 240H58V239H55ZM60 240V239H59ZM58 240V241H59ZM64 240V239H63ZM109 240V239H108ZM118 240V239H117ZM117 240H115L114 242H118ZM120 240H122L121 238H120ZM123 240H124V238H123ZM135 240V239H134ZM137 241H138V239H136ZM141 240V239H140ZM189 240V239H188ZM187 240V241H188ZM39 241V240H38ZM42 241H44V240H42ZM52 241V240H51ZM112 241V240H111ZM207 241V240H206ZM18 242V241H17ZM20 242V241H19ZM18 242V243H19ZM25 242V241H24ZM23 242V243H24ZM32 242V241H31ZM30 242V243H31ZM36 242V241H35ZM50 242V241H49ZM57 242V241H56ZM123 242V241H122ZM122 242L120 243V244H122ZM127 242V241H126ZM135 242V241H134ZM139 242V241H138ZM179 242V241H178ZM184 242V241H183ZM192 242V241H191ZM209 242V241H208ZM50 243H52V242H50ZM49 243V244H50ZM119 243V242H118ZM117 243V244H118ZM124 243V242H123ZM188 243V242H187ZM197 243V242H196ZM210 243V242H209ZM16 244V243H15ZM28 244V243H27ZM119 244V245H120ZM125 244V243H124ZM127 244H129V243H127ZM3 245V246H2ZM4 245H6V244H3V243H0V261L1 262H3V263H7V264H9L10 262H12L13 260H15V259H18V258H16V257H14V256H12L10 253H7V252H5V250L7 249L6 248V246H4ZM20 245V244H19ZM134 245H135V247H136V244L134 243ZM137 245H138V243H137ZM175 245H177L178 246V244H175ZM191 245V244H190ZM190 245H188V246H190ZM17 246V245H16ZM21 246V245H20ZM31 246H33L32 244H31ZM38 246V245H37ZM130 246V245H129ZM140 246V245H139ZM177 246H175L176 248H177ZM193 246H194V244H193ZM192 246V247H193ZM206 246V245H205ZM22 247V246H21ZM30 247V246H29ZM42 247V246H41ZM134 246H132V248H133ZM172 247H174V246H172ZM196 247V246H195ZM204 247V246H203ZM201 248L200 250H198L197 252L198 253H194L195 255H194V257L193 258H191V257H189V259H190V261H191V263L193 264V261H198V262H200V260H204V259H206V254H207V248ZM207 247V246H206ZM19 248V247H18ZM39 248V247H38ZM123 249H124V247H122ZM126 248V247H125ZM140 248V247H139ZM20 249V248H19ZM22 249V248H21ZM33 249H36V248H33ZM41 249V248H40ZM138 249V248H137ZM197 249V248H196ZM198 249H199V245H198ZM38 250V249H37ZM122 250V249H121ZM124 250H126V249H124ZM21 250H19V252H20ZM35 251V250H34ZM63 251V250H62ZM8 252H10V251H8ZM67 252V251H66ZM125 252V251H124ZM61 253H64V252H61ZM69 253H71V252H69ZM72 253H73V250H72ZM71 253V254H72ZM126 253V252H125ZM139 253V252H138ZM39 254V253H38ZM122 254V253H121ZM140 254V253H139ZM58 255V254H57ZM64 255V254H63ZM83 255V254H82ZM81 255V256H82ZM208 255V254H207ZM68 256V255H67ZM69 256H70V254H69ZM74 256V253H73V255H72V257ZM191 256H193L192 254H191ZM209 256V255H208ZM43 257V258H42ZM258 257V256H257ZM256 257V258H257ZM59 259H60V257H58ZM68 258V257H67ZM77 258V257H76ZM79 258V257H78ZM78 258L76 259V260H78ZM81 258V257H80ZM79 258V259H80ZM123 258V257H122ZM128 258V257H127ZM131 258V257H130ZM137 258V257H136ZM207 258H209V257H207ZM214 258V257H213ZM212 258V259H213ZM262 258V257H261ZM260 258V259H261ZM48 259V258H47ZM46 259V260H47ZM72 259V258H71ZM82 259H85V257H83ZM215 259V258H214ZM258 259V258H257ZM256 259V260H257ZM62 260H63V258H62ZM70 260V259H69ZM127 260V259H126ZM133 260V259H132ZM254 260V259H253ZM262 260V259H261ZM49 261H50V259H49ZM53 261V260H52ZM59 261H61V260H59ZM218 262H219V260H217ZM260 261V260H259ZM23 262V263H24ZM38 262V263H39ZM43 262V261H42ZM70 262V261H69ZM74 262V261H73ZM78 263H80L79 261H77ZM129 262V261H128ZM131 262V261H130ZM197 262V263H198ZM203 262V261H202ZM205 262V261H204ZM203 262V263H204ZM210 262V261H209ZM225 262V261H224ZM224 262H222V263H224ZM253 262V261H252ZM221 263V262H220ZM242 263V262H241ZM241 263H239V264H241ZM254 263V262H253ZM252 263V264H253ZM256 263H257V261H256ZM12 264V263H11ZM44 264H46V262H44ZM50 264H61V262L60 263H58V260H57V262H55V263H50ZM70 264V263H69ZM76 264V263H75ZM82 264V263H81ZM123 264H124V262H123ZM128 264H130V263H128ZM195 264V263H194ZM202 264V263H201ZM205 264H206V262H205ZM208 264V263H207ZM212 264H219V263H217V262H213L212 261ZM228 264V263H227ZM236 264H238V263H236Z\"/></svg>", "mask_w": 264, "mask_h": 264}]
</instances>
